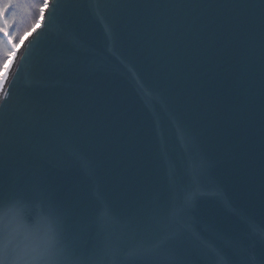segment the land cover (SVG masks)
<instances>
[{"label":"water","instance_id":"water-1","mask_svg":"<svg viewBox=\"0 0 264 264\" xmlns=\"http://www.w3.org/2000/svg\"><path fill=\"white\" fill-rule=\"evenodd\" d=\"M50 2L0 91L9 260L46 172L54 264H264V0Z\"/></svg>","mask_w":264,"mask_h":264},{"label":"snow or ice","instance_id":"snow-or-ice-1","mask_svg":"<svg viewBox=\"0 0 264 264\" xmlns=\"http://www.w3.org/2000/svg\"><path fill=\"white\" fill-rule=\"evenodd\" d=\"M15 3L16 0H0V36H3L7 40L10 51L5 55L11 58L0 62V91H3L5 87L10 69L17 55L15 37L10 31L15 17L13 16L11 21L9 19V12ZM50 7V0H43L38 9L40 18L32 25L33 30L37 28V25H43L45 12ZM53 180V177H50L48 173L44 172L38 184L34 186L33 190L36 191L39 196V199L35 203V207L39 209V215L36 218H33L31 215L24 218L21 225L22 232L20 233L22 236L21 244L23 245L20 249L22 255L15 260H9L8 258L10 255V241L8 230L3 225V213H6L7 210L12 207H28L32 204V201L28 192L24 189H12V194L5 196L4 189L0 186V264H54L50 254L47 257L40 254L37 251L39 245L27 239L28 236L32 234V230L37 224L43 228L45 243L49 253L51 249L58 244L63 245L66 251L68 250L63 208L55 194L49 190ZM97 219L99 220L100 218L98 217ZM113 219L117 224L124 223L119 216L114 215ZM25 249H27V251H25Z\"/></svg>","mask_w":264,"mask_h":264},{"label":"trees","instance_id":"trees-1","mask_svg":"<svg viewBox=\"0 0 264 264\" xmlns=\"http://www.w3.org/2000/svg\"><path fill=\"white\" fill-rule=\"evenodd\" d=\"M43 0H16L13 8L9 12V19L15 17L11 25V33L14 35L15 40L22 38L32 30V25L39 18V6ZM10 51L7 40L0 36V62L9 60L5 54Z\"/></svg>","mask_w":264,"mask_h":264},{"label":"rangeland","instance_id":"rangeland-1","mask_svg":"<svg viewBox=\"0 0 264 264\" xmlns=\"http://www.w3.org/2000/svg\"><path fill=\"white\" fill-rule=\"evenodd\" d=\"M39 18H40V17H39ZM39 18H38V20H39ZM37 27H38V25H37ZM32 31H33V28H32V30H31L30 32L27 33L26 36H24V37H22V38H19V39H16V40H15V43H16V45H17V51L23 46L22 44H23L24 41L27 39V37L30 36V35L32 34ZM9 59H11V58L9 57Z\"/></svg>","mask_w":264,"mask_h":264}]
</instances>
